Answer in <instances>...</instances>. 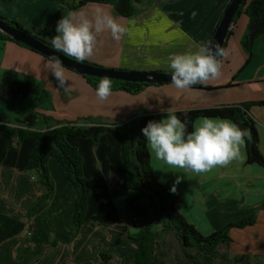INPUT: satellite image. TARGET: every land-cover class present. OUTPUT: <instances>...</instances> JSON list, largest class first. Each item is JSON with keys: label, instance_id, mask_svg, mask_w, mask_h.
Segmentation results:
<instances>
[{"label": "crops", "instance_id": "obj_1", "mask_svg": "<svg viewBox=\"0 0 264 264\" xmlns=\"http://www.w3.org/2000/svg\"><path fill=\"white\" fill-rule=\"evenodd\" d=\"M229 2L136 0V14L130 18L118 16L105 4L91 3L70 10L48 0L0 2V16L18 21L49 43L57 13L60 19L69 11L91 14L100 7L124 24L127 32L118 42L102 34L103 43L85 62L106 69L170 73L167 57L191 50L192 42L210 41ZM259 21L264 24V12ZM251 30L246 15L236 18L224 49L221 75L214 81L198 84L195 91H180L171 83L151 85L135 95L112 91L102 102L81 75L66 69L67 86L58 88L44 58L3 40L0 93L16 82L29 83L30 93L17 100L23 105L11 109L18 113L14 119L35 110L47 120L77 128L118 126L132 118L161 115L168 110L181 112L264 101V58L256 50L259 44L264 48V33L253 38ZM249 114L255 122L258 150L264 162V107L253 106ZM10 115L0 114L8 119L13 117ZM12 127L13 123H0V129ZM35 130L44 131L46 126L39 121ZM69 142L82 158L90 190L87 210L78 229L73 220L76 191L62 166L53 159L47 161L49 191L38 182L35 173L27 171L34 139L27 137L16 144L13 138L8 146L0 136V264H135L140 244L128 237L137 230L128 225L123 213L126 182L118 134L104 132L95 147L82 137ZM246 161L245 143L242 159L205 174L190 172L172 192L176 176L182 175L180 170L169 169L150 155L154 176L169 193L179 195L177 210L202 235L254 215L253 226L230 230L232 243L228 247L239 255V263L264 264V163Z\"/></svg>", "mask_w": 264, "mask_h": 264}, {"label": "trees", "instance_id": "obj_2", "mask_svg": "<svg viewBox=\"0 0 264 264\" xmlns=\"http://www.w3.org/2000/svg\"><path fill=\"white\" fill-rule=\"evenodd\" d=\"M0 1L6 4H14L17 1L32 3L37 0ZM48 1L57 5H65L70 10H75L91 3L110 5L114 9V12L123 18H130L136 14L134 5L136 0H78L77 2L71 3L65 2V0ZM263 12L264 0H252L248 3L247 0H245L238 7L232 24H234L237 17L244 14L248 18L249 25L252 28L251 36H261L264 33V24L260 23L259 16ZM59 17V13H57L52 28V36L55 35L54 28ZM0 20L10 27H15L18 30L33 35L40 42L52 48L50 43L35 36L31 31L24 29L19 22L9 20L2 16H0ZM229 32L222 45V49H225L230 34ZM3 40L15 43L41 56L45 60L48 59L27 46L13 41V39L0 32V41ZM82 64L98 67L85 61ZM157 72L168 73L161 71ZM81 76L94 89L100 80L99 78L91 76ZM111 81L113 83L112 91H124L133 95L138 94L145 87L163 85L130 83L117 80ZM193 87L198 88L197 85ZM30 91L31 85L21 82H16L9 88L4 89L6 95H10L16 100L27 96ZM253 106L264 107V101L226 105L211 109H192L175 113L181 119H183V114L187 113L190 121L189 131H191V123H194L196 118L201 116L219 117L221 119L233 121L248 132V137L245 140L247 164L255 163L263 165L264 162L258 150V137L255 122L249 114V109ZM36 114L37 113H34V111H29L21 119H14L13 124L15 127L7 130L0 129V136L5 138L8 146L13 138H16V144H19L27 137H32L34 139L27 171L35 173L38 182L46 186L49 191H51V186L49 183L48 170L46 168L47 161L53 159L62 166L69 182L76 191L73 217L76 229L83 223L90 190L88 181L84 177L82 158L76 146L71 144L69 140L78 137L86 138L90 146L95 147L99 136L104 132H114L118 134L120 138V159L123 167V177L126 182L125 207L123 213L127 216L128 221L130 220L131 226L137 230L135 233L129 234L128 237L138 241L140 244L135 257V264H164V255L161 252L163 242L159 240V232L169 235L176 242L182 257L179 264H217V261L225 260L219 253L218 248L228 247L232 243V239L229 236L230 230H241L253 226L256 222V217L250 215L226 225L219 231L204 236L185 220L184 216L178 212L176 207L179 203V197L169 193L154 176L150 166L149 151L140 131L149 120H158L161 118V115H147L140 118H132L118 126L100 125L91 126L89 128H77L75 125L47 120ZM41 119H43L46 130H34L38 122L42 121ZM0 123L8 125L11 121L6 117L0 116ZM154 226H158L160 230H153Z\"/></svg>", "mask_w": 264, "mask_h": 264}, {"label": "clouds", "instance_id": "obj_3", "mask_svg": "<svg viewBox=\"0 0 264 264\" xmlns=\"http://www.w3.org/2000/svg\"><path fill=\"white\" fill-rule=\"evenodd\" d=\"M55 35L49 38L51 47L83 63L91 58L103 43L101 36L120 41L127 27L116 18L97 7L91 14L69 11L54 28ZM226 51L210 41L192 42L191 50L174 53L167 57L171 84L180 91H195V85L216 80L221 75L222 58ZM47 71L58 88L67 86L66 68L57 56L45 62ZM113 83L102 78L95 88V96L105 101L111 94ZM150 108V106H149ZM161 113V112H160ZM187 113L181 119L175 111L168 110L158 120H149L141 128L150 155L169 169L180 170L170 191L188 173L205 174L213 168L226 166L242 159V149L248 132L238 124L219 117L201 116L191 123ZM175 173V172H173Z\"/></svg>", "mask_w": 264, "mask_h": 264}, {"label": "water", "instance_id": "obj_4", "mask_svg": "<svg viewBox=\"0 0 264 264\" xmlns=\"http://www.w3.org/2000/svg\"><path fill=\"white\" fill-rule=\"evenodd\" d=\"M245 0H230L226 6L215 30L210 38V42L214 46H218L222 49V45L226 40L228 32L232 26V20L238 10L240 4ZM0 32L15 42H19L31 50L43 55L46 58L51 56H57L61 59L64 67L72 72H75L83 76H91L94 78H110L111 80H117L130 83H144V84H170V75L168 73L158 72H140V71H123L115 69L99 68L82 63H77L75 60L64 56L63 54L56 52L54 49L48 47L44 43L40 42L33 35L24 31L18 30L15 27H10L0 20Z\"/></svg>", "mask_w": 264, "mask_h": 264}, {"label": "rangeland", "instance_id": "obj_5", "mask_svg": "<svg viewBox=\"0 0 264 264\" xmlns=\"http://www.w3.org/2000/svg\"><path fill=\"white\" fill-rule=\"evenodd\" d=\"M77 1L78 0H65V2H77ZM243 29H245V26L243 27ZM256 50H260L261 51L260 56H262V58H264L263 46H261L259 44L256 47ZM257 57H259V55H257ZM241 78H243V76H241ZM18 101H21V99H19ZM18 101L16 99H14L12 96L6 95V93L4 92V89H3L2 93H0V114H12L10 116H13V117H10V119H9L11 121V123H13V120L15 118L14 116H16L15 114H18V113H16L17 110L12 111L11 109L12 108L13 109H19L23 105V102L18 103ZM24 106H25V104H24ZM26 107L30 108L29 105H27ZM30 109H33V107ZM32 111H34V113H37L39 116L43 117V115L36 112L35 110H32ZM10 112H13V113H10ZM18 112H20V111H18ZM19 116H21V115H19ZM41 120H42L41 122L43 123V119H41ZM34 130H35V128H34ZM172 195H174V194H172ZM175 196L179 197V195H175ZM179 202H180V197H179ZM153 230L159 231L160 228L158 226H154ZM158 234H159L160 242H163L161 252L164 255V258H163L164 264H179L182 257H181V254L179 252V249L177 247L176 242L169 235H166V234L161 233V232H159ZM218 251L221 254L222 258L225 260L217 261V264H244L245 263V261H243V262L241 261V263L238 262L239 255L234 254L233 247H219Z\"/></svg>", "mask_w": 264, "mask_h": 264}, {"label": "built area", "instance_id": "obj_6", "mask_svg": "<svg viewBox=\"0 0 264 264\" xmlns=\"http://www.w3.org/2000/svg\"><path fill=\"white\" fill-rule=\"evenodd\" d=\"M122 222L126 223V221H124V219H122ZM128 225H131V222L127 220Z\"/></svg>", "mask_w": 264, "mask_h": 264}, {"label": "flooded vegetation", "instance_id": "obj_7", "mask_svg": "<svg viewBox=\"0 0 264 264\" xmlns=\"http://www.w3.org/2000/svg\"><path fill=\"white\" fill-rule=\"evenodd\" d=\"M1 2V1H0ZM3 3V2H2ZM6 4V3H5ZM3 17V16H2ZM6 18V17H5ZM7 19H9V18H7ZM9 20H11V19H9ZM15 21V20H14ZM18 22V21H17ZM23 27V26H22ZM232 27V26H231ZM24 28V27H23ZM25 29V28H24ZM230 31H231V29H230ZM230 33V32H229ZM253 38H255V37H253ZM246 42H247V40H246Z\"/></svg>", "mask_w": 264, "mask_h": 264}]
</instances>
